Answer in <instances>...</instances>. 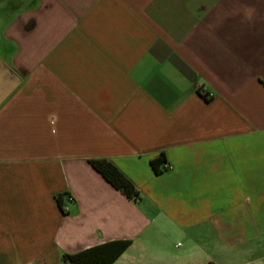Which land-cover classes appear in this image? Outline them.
Here are the masks:
<instances>
[{"label":"crops","instance_id":"0c3cea01","mask_svg":"<svg viewBox=\"0 0 264 264\" xmlns=\"http://www.w3.org/2000/svg\"><path fill=\"white\" fill-rule=\"evenodd\" d=\"M115 240L264 261V0H0V264Z\"/></svg>","mask_w":264,"mask_h":264},{"label":"trees","instance_id":"16d2710c","mask_svg":"<svg viewBox=\"0 0 264 264\" xmlns=\"http://www.w3.org/2000/svg\"><path fill=\"white\" fill-rule=\"evenodd\" d=\"M92 167L100 173L112 186L119 190L129 199L135 200L138 191L134 185L108 160H91ZM155 173L159 174L166 170L165 157L160 154L150 162ZM56 195V202L63 209L62 197ZM130 245V240H115L92 246L76 253H63L61 262L65 264H112ZM213 264V263H207Z\"/></svg>","mask_w":264,"mask_h":264},{"label":"rangeland","instance_id":"374dc122","mask_svg":"<svg viewBox=\"0 0 264 264\" xmlns=\"http://www.w3.org/2000/svg\"><path fill=\"white\" fill-rule=\"evenodd\" d=\"M261 258H262V256H261ZM248 261H249V259H247ZM254 264H264V261L263 260H259V261H256Z\"/></svg>","mask_w":264,"mask_h":264},{"label":"built area","instance_id":"2783aa9c","mask_svg":"<svg viewBox=\"0 0 264 264\" xmlns=\"http://www.w3.org/2000/svg\"><path fill=\"white\" fill-rule=\"evenodd\" d=\"M69 200H71V198L69 197Z\"/></svg>","mask_w":264,"mask_h":264}]
</instances>
